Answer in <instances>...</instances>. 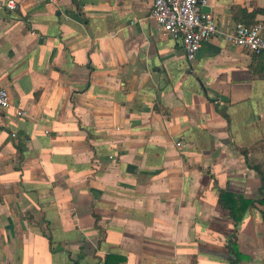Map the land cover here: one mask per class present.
Wrapping results in <instances>:
<instances>
[{
  "label": "crops",
  "instance_id": "obj_1",
  "mask_svg": "<svg viewBox=\"0 0 264 264\" xmlns=\"http://www.w3.org/2000/svg\"><path fill=\"white\" fill-rule=\"evenodd\" d=\"M16 1L0 7V264H228L231 235L240 264H264V205L236 225L218 203L260 198L264 56L214 36L188 61L153 0ZM202 10L223 32L264 20V0Z\"/></svg>",
  "mask_w": 264,
  "mask_h": 264
},
{
  "label": "built area",
  "instance_id": "obj_2",
  "mask_svg": "<svg viewBox=\"0 0 264 264\" xmlns=\"http://www.w3.org/2000/svg\"><path fill=\"white\" fill-rule=\"evenodd\" d=\"M204 5L205 0H153L150 20L163 34L180 39L185 57L190 62L195 59L202 43L214 36L222 37L256 57L264 56V20L251 26L238 23L231 31L223 32L213 17L203 12ZM0 7L14 11L18 4L16 0H0ZM9 107L8 91L0 86V111ZM17 115L23 113L17 111Z\"/></svg>",
  "mask_w": 264,
  "mask_h": 264
},
{
  "label": "trees",
  "instance_id": "obj_3",
  "mask_svg": "<svg viewBox=\"0 0 264 264\" xmlns=\"http://www.w3.org/2000/svg\"><path fill=\"white\" fill-rule=\"evenodd\" d=\"M245 25L250 26L251 24L249 25V23H246ZM241 152L246 157L247 151L243 150ZM254 170L257 172L261 181L260 198L257 201L245 199L241 195L233 194L227 191H220L218 203L223 209L229 212V217L236 225L241 221L248 208L254 207L256 204L264 205V171H261L259 166L254 167ZM262 216L264 217V213H262ZM227 249L231 255L228 264H240V262L245 259V257L237 249L234 235L229 237L227 241ZM103 264H126V259L120 255L109 254L104 257Z\"/></svg>",
  "mask_w": 264,
  "mask_h": 264
}]
</instances>
